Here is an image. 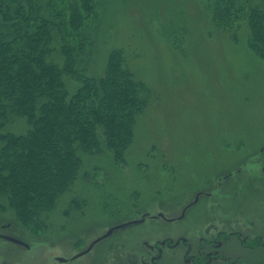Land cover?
Segmentation results:
<instances>
[{"label": "rangeland", "instance_id": "rangeland-1", "mask_svg": "<svg viewBox=\"0 0 264 264\" xmlns=\"http://www.w3.org/2000/svg\"><path fill=\"white\" fill-rule=\"evenodd\" d=\"M93 29L86 74L123 48L145 83L134 141L124 162L81 154L42 231L0 211L29 245L0 240V264H264V59L247 20L220 27L206 0H102ZM28 128L18 116L4 131Z\"/></svg>", "mask_w": 264, "mask_h": 264}, {"label": "trees", "instance_id": "trees-1", "mask_svg": "<svg viewBox=\"0 0 264 264\" xmlns=\"http://www.w3.org/2000/svg\"><path fill=\"white\" fill-rule=\"evenodd\" d=\"M224 28L247 20L249 45L264 59V0H206ZM102 0H0V211L40 232L46 215L78 178L81 154L105 148L126 160L145 83L123 48L109 53L100 78L86 74ZM66 77L79 83L71 93ZM29 128L4 131L14 118ZM85 160V159H84Z\"/></svg>", "mask_w": 264, "mask_h": 264}, {"label": "water", "instance_id": "water-1", "mask_svg": "<svg viewBox=\"0 0 264 264\" xmlns=\"http://www.w3.org/2000/svg\"><path fill=\"white\" fill-rule=\"evenodd\" d=\"M160 215L164 216L163 213H160ZM134 222H136V221H130V222L122 223V224H119V225H116V226L110 228L109 231L106 234H104L103 236H101L98 239H96L88 248H86L85 250H83L80 253H78L77 256H80V255L84 254L85 252L89 251L90 249H92V247L94 246V244L96 242H98L99 240H101L104 237L109 236L115 229L120 228V227L125 226V225L130 224V223H134ZM4 238L9 240V241L15 242V243L26 244L24 241L14 237V236L6 235ZM58 259L61 260V261H65L66 260L65 258H62V257H58Z\"/></svg>", "mask_w": 264, "mask_h": 264}, {"label": "flooded vegetation", "instance_id": "flooded-vegetation-1", "mask_svg": "<svg viewBox=\"0 0 264 264\" xmlns=\"http://www.w3.org/2000/svg\"><path fill=\"white\" fill-rule=\"evenodd\" d=\"M232 173H230V175H231ZM230 175H228V176H230ZM227 176V177H228ZM12 226H13V223L12 222H4V221H0V240H6V241H9V240H7V239H5L4 237L6 236V235H10V236H14V237H16V238H18V239H20L21 240V238H19L18 236H15V235H12L11 233H9V232H7V230L8 229H11L12 228ZM23 241V240H22ZM9 242H12V241H9ZM13 243H15V242H13ZM17 244H19V243H17ZM20 245H22V246H24V247H29V245L28 244H20ZM210 256H212V253H211V255ZM194 262H200V263H202V261L201 260H199V261H194Z\"/></svg>", "mask_w": 264, "mask_h": 264}]
</instances>
